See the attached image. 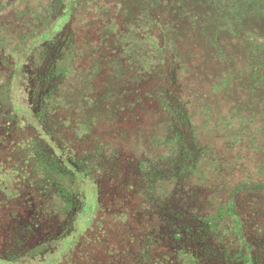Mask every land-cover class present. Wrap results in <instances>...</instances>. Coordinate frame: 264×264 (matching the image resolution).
Instances as JSON below:
<instances>
[{"label":"rangeland","instance_id":"rangeland-1","mask_svg":"<svg viewBox=\"0 0 264 264\" xmlns=\"http://www.w3.org/2000/svg\"><path fill=\"white\" fill-rule=\"evenodd\" d=\"M190 1L184 11L169 4L161 12L175 22L162 38L153 32V49L150 39L144 44V37L126 28L133 0H0V57L7 50L23 55L24 43L35 45L26 76H13L12 93L17 102L20 92L25 103L37 101L42 124L35 121V128L88 178L78 191L86 212L78 232L94 236V222L112 213L137 215L157 231L150 255L160 263L169 219L202 236L212 225L199 219L208 216L216 229L224 223L232 247L225 254L213 243L206 264H264V129L253 132L264 121V105H255L246 80L253 70L264 75V20L255 24L233 12L230 20L224 14L215 19L216 10L228 9L223 6L207 20H195L191 32H176L183 14L194 20L209 11ZM142 54L148 59L127 63ZM55 63L69 74L54 76L61 71ZM11 66L10 60L0 63V74L13 71ZM225 75L232 76L231 91L244 105L242 124L249 135L242 138L230 132L239 123L223 118L227 102L215 92ZM235 75L242 77L244 93ZM52 94L61 104L47 112L42 98ZM2 102L7 108V97ZM22 109L27 119L33 106ZM6 122L12 123L1 116L2 130ZM11 153L17 157L13 151L4 157ZM42 154L50 161L47 148ZM48 187L47 195L36 188L18 200H0V253L32 249L44 235L56 237L68 228L71 211L57 207L60 189ZM238 250L248 258L236 255Z\"/></svg>","mask_w":264,"mask_h":264},{"label":"trees","instance_id":"trees-1","mask_svg":"<svg viewBox=\"0 0 264 264\" xmlns=\"http://www.w3.org/2000/svg\"><path fill=\"white\" fill-rule=\"evenodd\" d=\"M133 1L135 6L126 8L125 17H128L126 28H129L133 32L135 38L136 36L144 37V44H147L150 39L153 49L155 48L153 32L156 34V37L162 38L167 34L169 24L175 22L174 20L171 23L168 17L163 18L161 12L164 9L166 10V6L169 7V4L174 6L176 10L180 9L184 11V5L188 4L187 0ZM192 1H190V4H192ZM196 2L197 5L207 8L209 11L201 16H196L194 20L193 18L185 17L188 14H183V17L178 19L180 25L177 23L178 20H176V29L178 28L176 32H180L181 28L191 32L192 27L196 24L195 20H198L199 17L200 19L207 20L210 16V11L213 12L223 6H226L228 9L224 12L216 10V14L213 15L215 19L217 16L224 14L225 20H230L233 12L235 13L233 14L234 18L239 19L242 14L249 21L253 20L252 23L255 24L264 20V0H197ZM234 22L238 23L235 19ZM147 31L151 33H147ZM24 44L27 49L24 48L26 51L23 55H13V50H7L4 55H1L3 58L0 57L1 64L5 63L7 65L8 60L13 62V67L11 66L13 71L0 74V81L4 83L1 87L3 90L0 92V118L4 116L12 121V123H5L7 130H2V127H0V200H3L2 202L4 203L18 200L21 195L22 197L25 196V193L32 195V190L36 188L39 191L37 193L47 195V189L45 188L56 185L60 189L57 190V193L63 198L62 203L58 204L57 207L63 205V211L65 213L71 211V215L68 228L66 230L63 229L59 236L56 234V237H53L55 235L53 232L48 233L44 235L42 242L32 249L29 248L22 252L14 249H5L0 253V264H206L207 260L211 258L209 247L212 248L213 243H215V247L218 246L219 251L228 254L231 251L230 247H232V244L227 240L229 234H227L226 227H223L224 223L220 229H216L215 222L210 220L208 216H203V218L199 219L201 222H207L208 226L212 225V227L206 229L202 236L193 235L194 230L191 229L190 225H187L189 228L187 227L188 231H186V229H180L177 221L169 219L165 235L166 245L163 251L164 254L161 257L164 260L160 263L158 258L154 259L150 255L153 251L157 231L155 228L150 227L147 221H141L140 223L137 215H118L117 213H112L103 222H94L95 227L92 225L89 229V232L92 230V233L97 231L94 236L90 237L86 232H78L76 225L86 215L83 199H81L78 191L88 178L84 177L82 170H78L75 166L71 165L68 157L62 152L56 151L57 149L53 147V141L49 138L48 134L38 131L39 127L37 126L35 128V121L38 122V126L42 124L39 116L40 113L35 111L37 101L34 100L29 104L25 103L28 101H23L26 98L22 99L24 92H20L17 95V102L14 93H12L13 76L15 75L19 78L26 76V69L28 68L26 66L31 62L30 57L32 52L36 51L33 43ZM0 46L2 47L1 42ZM157 50L160 51V47L158 48L157 46ZM23 58L29 59L24 61ZM142 58L148 59L146 55L142 54L131 57L127 63L130 64L133 61L136 63ZM145 63L144 61L143 64ZM143 64L137 65L144 67ZM151 64L149 62L147 66L149 67ZM55 68H61V71L55 73L54 76L62 78L69 74L67 67H61L59 63H55ZM2 78L7 79L2 80ZM231 78L232 76L230 79L227 75L223 76L224 80L220 86H216L215 92L217 94L224 93V101L227 102L225 106L228 107L223 118L226 121H236L239 123L236 126L230 125V132H234L235 136L242 138L243 135H249V128H246L245 124H242L244 105L240 100L234 98L235 92L231 91ZM237 78H239L238 81H236ZM241 79L242 77L235 75V85L239 88V92L244 93V82ZM246 80H249V90L253 95L255 105L257 103L264 105V75L253 70ZM219 89L223 90L219 91ZM258 90L263 93L261 96L258 95L255 98L254 94ZM4 96L8 100L7 108L2 104ZM42 99L48 102L45 108L47 112H50L52 107H58L61 104L60 99L54 94L51 96L45 95ZM230 100L232 105L230 104L229 107ZM23 105L33 106L32 113H29L27 119L23 118L20 114L25 112L22 109ZM111 114H114V111ZM55 117H51L53 125L57 124ZM30 118L34 120L33 123L29 122L28 119ZM95 119L93 117L91 121ZM81 120L86 121L85 119ZM29 126L33 127L35 132L28 129ZM262 128L264 129V121L257 128H254L253 132L261 133ZM25 131H27V134ZM240 141L241 139H239ZM43 147L49 151L48 158L50 161H45L42 154ZM9 151H13V154H16L17 157L13 158L11 153V156L5 158L4 155ZM259 186L263 187L262 185ZM248 187L245 186L244 190L253 189ZM27 198L25 197V201ZM24 204L25 202L22 205ZM222 204H226V202ZM227 206L231 210L229 208L230 205ZM105 221L107 222L106 224L104 223ZM66 231L68 232L65 233ZM82 249L84 250L83 253L81 252ZM236 255L242 258L247 257L243 250H238V254Z\"/></svg>","mask_w":264,"mask_h":264}]
</instances>
